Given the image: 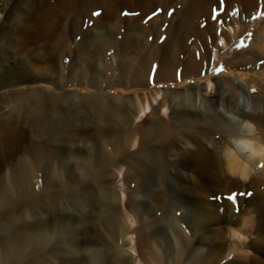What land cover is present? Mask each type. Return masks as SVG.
<instances>
[{"label": "bare ground", "instance_id": "1", "mask_svg": "<svg viewBox=\"0 0 264 264\" xmlns=\"http://www.w3.org/2000/svg\"><path fill=\"white\" fill-rule=\"evenodd\" d=\"M40 1L43 3L40 12L27 11L23 15L17 36L13 41L15 43L14 48L21 53L40 46L43 50H49V52L46 56L40 53L38 62L40 64L35 65L33 63L34 65L29 67L30 65L20 63L18 69L21 70V76L19 77L13 72L10 76L1 79L0 89L15 85L20 81L30 82L37 77V74L40 77L50 75L52 78L57 79L66 75L69 77L71 75L70 71L65 68V70H59V64L62 63L60 62L62 57L59 50L69 49L71 43L76 42L77 39L75 38L82 29H86V31L85 33L83 31L84 35L79 44H85V34H88L91 38L90 34L96 32V37L93 35L95 37L93 45L96 46V51H103L107 46H115L118 41L122 42L123 45L135 40L139 34L146 35L152 32V26H158L165 18V16L154 17L151 23L148 21L149 15L157 8L165 11L174 9L175 14L171 19H178V25L175 28L180 29V27H183L190 33L189 37L192 38L191 43L194 50L189 49L186 51L189 57L187 67L194 64L201 66L209 63L207 74H212L216 64V54L223 53L222 49L224 48L220 47V43L212 42L211 38L219 37L221 42L224 43L225 40L223 41V39L225 38L221 36L225 32L227 33L224 25L218 26L211 32H208V30L199 31L196 28V23L203 21L211 13L215 0H32L29 4L30 8ZM253 1H247V5H253ZM256 15H259V12ZM84 16L89 18V22L85 24L81 18ZM205 28L208 29L209 27ZM176 35L170 37L173 43L179 40ZM258 36L264 37V25ZM224 45L225 43L221 44V46ZM210 48L213 49L211 56L209 54ZM242 59L243 61L240 59L239 63L236 62L237 64L231 63V66H235L238 71L233 77L226 80V83L224 80L223 82L216 81L215 91H213V94H209L210 96L202 92L206 86H201V88L195 86V89H197L189 95L167 91L164 93V97L167 98L166 102L157 101L156 98L151 103L146 102L147 110H144V116L142 117L146 119L148 115H158L160 106L165 104L170 110L169 121L157 118L146 123L143 118L144 120L141 119L139 123H132L131 117L118 109L109 108L105 105H103L104 107H96V101L103 98L98 99L94 96H87L84 100L96 107L92 112L94 120L96 121L97 117L100 120L108 121V124L103 123L104 126L98 127L95 125L86 132L82 130H64L62 132L59 115L62 114V105L65 103L67 95L63 93L47 94L44 91L38 92V90H18L14 95H10V93L4 95L7 97L2 101L3 105H0V145L5 139L11 142L14 141L16 145L13 147H16V149L9 150L8 154L14 156L17 152H29L36 162L30 161L26 157H20L14 164L12 174L15 177L17 187H20L17 188L20 191L18 196H14L10 188H1L0 185V207L4 206L0 216V240L4 242L7 249L6 254H0V264L19 262L22 259L20 258L22 252L31 251L39 238L46 235V227L53 219L59 226L60 224L63 226V222H59L58 217L65 216L68 209L64 207L66 198L64 199L58 193H47L49 201L56 200V203L52 201L56 204L53 205L54 208L56 206L54 210L56 214L49 217L52 220L44 217L45 219L35 222H25L23 220L24 222L21 223L20 221L21 213L26 212V210H38L41 194H35V187L38 188L41 181L48 186L52 182L50 178L52 172L50 171L56 168L58 160L65 157L60 147L61 144L70 146L77 140L83 141L82 138L84 137L93 142L89 148L69 150L71 151L69 158L74 162L76 169L82 171V173L61 174L57 176V179L67 187V196L71 201V205L74 208L76 207V211L98 209L94 219L88 223L94 235L97 234V238L109 246L115 243L118 235H124L129 230V227L124 224L120 217L118 194L108 189L109 184L120 175L121 167H117V171L108 172L106 165L109 162L117 164L121 161H127V173L129 172V175H132L131 180L140 179L144 176L148 178L154 176V184L160 182L164 185L169 173L168 166L171 170L174 169L172 162L175 161L176 157H170L165 163L162 159L163 154L152 145L160 139V146H162V151L167 157L168 155H175L177 142L183 147H187V155H189L186 158L187 162L182 161L180 166L186 168L190 165L193 172L203 173L204 180L207 181L222 183L226 182L231 175L236 174L244 181L251 173L257 172L255 171L256 168L253 167L256 164L261 165V171L264 170V92L259 96L253 94V91L250 93L248 90L246 91V84L239 81L242 69H249L254 76L263 74L264 71H260L263 67L256 59L252 57H242ZM52 82H54L55 87H61L58 80ZM218 108L221 109L218 116L209 114L211 111H217ZM224 119L226 120L224 121ZM218 131L228 135L231 142L224 140L225 135L224 138H213L212 136ZM136 141L146 144L145 147L126 154V148L132 146L131 150H133ZM66 151L64 150V152ZM220 153L227 160V170L223 172L225 174L224 178H221L222 172L217 170L219 166L213 164L215 156ZM2 160L0 161V169L3 166ZM195 162H205L211 166L205 171L203 169L194 171ZM137 168L140 171H137ZM193 172L180 171L178 174V177L187 184V189L191 192L195 190L194 188H203L206 185V181L195 180L192 177ZM262 172L264 176V171ZM43 176L44 179H41ZM263 176H260L259 179H262ZM256 178H250L251 185H256L258 182ZM231 180H233V177ZM153 186L151 187L153 188ZM20 193H29L28 195L31 198L24 199L19 196ZM190 194L192 196V193ZM146 197L148 198V196ZM163 200L162 203L160 202L161 204L164 203ZM248 202L253 206L251 209L245 210L239 205V212L230 211L229 216L225 213V208L219 207L210 210L206 209V206L190 204L191 202L185 200V198L177 200L176 203H170L168 207L160 204L162 207L159 216L154 221L161 228L154 231L151 229L154 222H149L135 229V231L140 230L143 236V243L146 245L144 256L149 258L152 254V264H165L162 254L158 251L157 240L166 238L165 248L167 251L170 250L171 253L177 245V239L182 243H187L186 262L183 264H204L206 262L216 264H264V236L260 235L262 232L255 235V237L251 233L253 230H257L258 227L254 225V221L264 217V210H262V207L264 208V197L256 195ZM108 203L112 204L109 209L106 207ZM183 204L187 205L188 215L202 222L199 230L195 233L191 228L189 233L184 230L181 222L184 220L183 214H185L182 209ZM128 205L137 214L142 209L139 200H136L133 196H129ZM39 211L41 210L39 209ZM176 211L178 215H176ZM193 211L194 215H192ZM221 212L222 215H219ZM236 214L238 215L236 216ZM240 219H242V223L237 224ZM211 222H230L232 224L228 228V234L221 235V245H218L217 237L210 236L208 232ZM6 224L12 225V232L3 231ZM171 231L174 232H172L173 235H171ZM70 246L72 247V245ZM84 251L85 259L83 263L79 262L78 264H101V258L94 248L86 247ZM179 255L182 257L183 253L180 252ZM111 256L107 264H132L130 258H124L121 251ZM222 259L228 261L222 263Z\"/></svg>", "mask_w": 264, "mask_h": 264}, {"label": "rangeland", "instance_id": "2", "mask_svg": "<svg viewBox=\"0 0 264 264\" xmlns=\"http://www.w3.org/2000/svg\"><path fill=\"white\" fill-rule=\"evenodd\" d=\"M31 1L32 0H0V80L10 76L13 72L20 77L21 70L18 69V65L20 63L28 66L30 65L29 67L34 64H40L38 63L40 60V53L43 56H46L49 52V50H43L40 46H36L37 48L35 47V50L29 49V51L25 50L26 52L22 51L21 53L14 48L15 43L13 41L17 36V31L20 27V21L23 15L27 11H36L38 13L43 8V3L41 1L30 8L29 4ZM247 1L249 0H215V5L213 6L211 13L203 21L198 22L200 24L196 23V28H198L199 31L208 30V32H211L218 26L223 25L227 31V33L225 32L221 35L224 36L222 38H225L223 41L225 40L224 46L226 47L221 46V44L223 45L224 43L221 42L219 37L217 38L211 36L212 42L220 43V47L224 48L222 49V54H216V64L212 74H207L210 66L209 63L206 65L202 64L201 66L194 64L187 67L189 57L187 56L186 51L189 49L194 50L191 43L192 38L191 36L189 37L190 33L183 27H180V29L175 28V26L177 27L178 25V19H171L175 14L174 9L165 11L157 8V10L149 15L148 21L151 23L154 17L165 16V18L162 19V23L158 26H152V32L146 35L139 34L135 40H131L123 45L121 44L122 42L118 41L115 43V46H107L103 51H96V46L93 45L96 32H94L95 34H90L91 38L88 34H85V44H79L86 31V29H82L75 38L77 39L75 40L76 42L71 43L72 46L70 45L69 49L63 48L59 50L62 57L60 59V62L62 63L59 64V70L66 69L67 71H70L71 75L69 77L66 75L57 79L52 78L50 75L40 77L37 74V77L30 82L20 81L15 85L2 88L0 89V105H3L2 101L7 97L4 95H7L8 93H10V95H14L18 90H38V92L44 91L47 94L63 93L67 96L65 98V103L62 105V114L59 115V120L62 125L61 131L82 130L86 132L95 125L98 127L104 126L102 125L103 123L108 124V121L100 120L97 117L96 121L94 120L92 112L96 107H104L103 105H105L109 108L118 109L124 114L130 116L132 123H139L141 119H145V117L142 116H144V110H147L146 102L151 103L155 98L157 101L166 102L167 98L164 97V93L167 91L189 95L192 91L197 89H195V86L198 88L206 86L202 92L211 95V93L213 94V91H215L216 81L223 82L224 80L226 83V80L233 77V75L238 71L235 69V66H231V63H239L240 59L243 61L242 57H252L256 59L260 66L263 67L260 71H264V55H262L264 54V37L258 36L260 29L264 25V0H252L254 4L249 6L247 5ZM256 11L257 13L259 12V15H256ZM81 18L84 24L89 22L88 16ZM16 20H19L18 24L16 23ZM205 27H209L210 29H206ZM172 35L173 37L174 35H176L177 38L179 37V40L176 43L171 41L170 37L172 38ZM212 53L213 49L210 48V56ZM189 67L191 69H188ZM240 72L241 78L239 81L246 84V91L248 90L250 93L253 91V94L257 96L264 92V72L258 76H254V74L247 68L242 69ZM57 80L60 82V88L55 87L54 82H52ZM87 96H94L98 99H103L97 100V106L94 107L90 105L89 102L84 100ZM158 111L159 113L156 116H153L152 114L148 115L145 122H152L157 118L169 121L170 110L167 105L162 104ZM220 112L221 109L218 108L217 111H211L209 114L211 113V115L218 116ZM225 120L226 119H224V121ZM224 135L225 134H223V132L218 131V133L216 132L212 137L220 139L226 136L224 140L231 142L229 136ZM82 139L84 140H77L70 146H64V144L60 145L65 157L57 161L58 163L56 168L53 170L55 172L50 171L52 172L50 173L52 177H49L52 179V182L48 186L41 181L40 186L38 188L35 187V194H41V202L38 206V210H26V212L21 213L20 221L23 223V220H25V222H35L40 219H50L49 217L56 214V211H54L56 206L55 208L53 206L56 205V200L49 201L47 195L54 193L61 194L64 199L66 198L64 207L65 209H68V212H66L68 217L66 215V217L63 216L64 218L61 216L58 217L59 222H63V226H61V224L59 226L58 223H55L54 219L52 222L50 221L51 223L46 227V235L39 238L35 247L31 251L28 250L22 252L20 257L22 259H20L17 263L14 262L15 264L83 263V260L85 259L84 249L86 247L94 248L96 252H98L101 258V264H107L109 259L112 257L111 255L120 251L122 252L124 258H130L132 264H152V254H150L149 258L144 256L143 253L146 245L143 243V236L141 235L140 230L135 231V229L145 223H155L154 219L159 216L160 208L162 206L168 207L170 203H176L177 200H183L185 198V200H189L191 202L190 204L194 203L201 205L202 207L206 206V209L211 210L219 207L225 208L224 211L229 216L231 213L230 211H235L236 213L239 212V205L242 209H251L253 206L248 201L256 195L264 197V176L262 175V171L264 170L261 171L262 167L260 164H256V166L254 165L253 167L256 168L255 171L257 172L250 174L252 178L257 177L256 179L258 182L254 186L250 183V176L243 181V179H240L241 177L239 178L237 174L234 176L231 175V177L226 180V182H228L227 184L226 182L215 183L214 181L211 182L209 180H204V174H197L193 172L190 165L189 167L186 166V168L180 166L181 162L186 161V158H188L187 156H189L187 155V147H183L179 142H177V150L174 151L175 155H168L167 157L163 153L162 146H160L159 143L160 139H158V141L156 140L152 145L157 151L159 150L163 154L162 159H164L165 163H167L170 157H176V159H174L175 161L172 162L174 169L171 170L168 166L169 173L164 185L160 184V182L154 184V176L149 177L150 179L147 176H144L140 179L131 180L132 175L130 176L129 172L127 173V161H121L117 164L109 162L106 165V170L108 172L117 171V167H121L120 175H118V177H116L114 181L109 184L108 189L111 192L118 194V209L120 217L124 221V224L129 227V230L126 231L124 235H118L115 243H112V246H109L105 244V242L100 241L97 238V234L96 236L94 235L88 223L90 220L94 219L98 209H85L81 212L76 211V207L74 208V206L71 205V201L67 196V187L62 181L57 179V176L61 174L82 173V171L76 169L74 162L71 158H69L71 156V151L69 150H82L92 146V141H88L85 137ZM138 143L139 142L136 141V144L133 145V150H131L132 146H128L125 153L128 154L129 152L143 148L146 145ZM1 145L0 161L3 159V166L0 169V185L1 188H10V190H12V194L14 196H18L20 191H18L17 188L20 187H17L15 177L12 174L13 166L20 157H26L32 162H36V160L29 152H17L14 156L13 154H8L9 150L16 149V147H13L16 145L14 141L11 142L5 139ZM64 150H67V153L64 152ZM213 164L219 166L217 170L222 172L221 178H224L225 174L223 172H226L227 170L226 158L221 153L217 154L214 158ZM194 166V171H197L198 169H203L205 171L211 165L205 162H195ZM67 167H70L71 169H66ZM137 171H140V169L137 168ZM180 171L193 172L192 177H194L195 180H202L207 183L205 182L206 185H204L203 188H194L195 190L191 192L187 189V184H185L182 179L178 177ZM57 172L60 173L58 174ZM260 176H263L261 177L262 179H259ZM232 177L233 180H231ZM86 178L88 179L89 177L87 176ZM41 179H44V176L43 178L41 177ZM151 186H153V188ZM155 186L156 188H154ZM190 193H192V196ZM28 194L29 193H20L19 196L24 199L31 198ZM194 194H196V196H194ZM121 196L123 197L122 199L120 198ZM129 196H133L136 200H139L142 205L140 213L139 211L138 214L137 212L135 213L132 207L128 205ZM146 196H148V198ZM159 197L164 199H162L164 202L163 204H161L162 200ZM157 199L159 202L156 201ZM111 206L112 204L108 203L106 207L109 209ZM3 207V205L0 207V216L2 214L1 212ZM39 209L41 211H39ZM182 209L185 211V214H183L184 220L181 221L184 226V230L189 233L191 228V230L195 233L199 230L202 222L195 220L187 214L188 209L186 204H183ZM262 210H264L263 207ZM176 215H178L177 211ZM192 215H194V211ZM219 215H222V212ZM237 215L238 214H236V216ZM263 218L254 221V225H257L258 227L257 230L255 229L256 232L254 230L251 232L252 236L255 237V235H259L261 232L262 234L260 235L264 236ZM241 221L242 219L238 220L237 224H241ZM154 223H152L151 229L158 231L161 226L158 225L157 222L155 225ZM231 226L232 224L230 222H211L209 224L208 232L210 233V236L215 238L217 237V243L219 242L218 245H221V235H227L228 228ZM3 231L12 232V225H4ZM172 232L173 231H171V235H173ZM158 240V251L162 254V259L165 264H183L186 262L185 256L188 251L186 242L182 243L177 239V245L173 253H171L170 250L167 251L165 248L166 238H159ZM172 240L174 241L173 237ZM69 245H72V247H69ZM6 252V246L4 242L0 240V254L4 255ZM180 252L183 253L182 257L179 255ZM228 259L230 260L231 258L229 257ZM225 261L228 260L222 259V263ZM204 264L216 263L206 262Z\"/></svg>", "mask_w": 264, "mask_h": 264}]
</instances>
